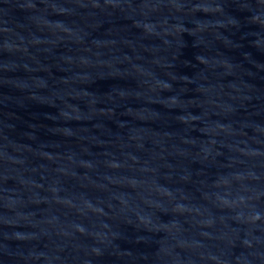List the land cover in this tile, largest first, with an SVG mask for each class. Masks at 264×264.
<instances>
[{
  "label": "water",
  "instance_id": "95a60500",
  "mask_svg": "<svg viewBox=\"0 0 264 264\" xmlns=\"http://www.w3.org/2000/svg\"><path fill=\"white\" fill-rule=\"evenodd\" d=\"M0 264H264V0H0Z\"/></svg>",
  "mask_w": 264,
  "mask_h": 264
}]
</instances>
